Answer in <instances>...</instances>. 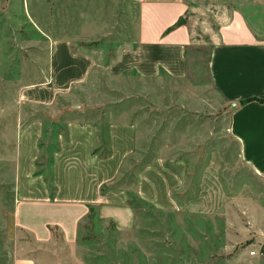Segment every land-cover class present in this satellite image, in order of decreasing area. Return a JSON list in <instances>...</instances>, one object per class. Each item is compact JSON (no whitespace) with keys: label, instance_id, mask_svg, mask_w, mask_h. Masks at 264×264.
<instances>
[{"label":"rangeland","instance_id":"374dc122","mask_svg":"<svg viewBox=\"0 0 264 264\" xmlns=\"http://www.w3.org/2000/svg\"><path fill=\"white\" fill-rule=\"evenodd\" d=\"M232 5L230 0L194 4L188 19L195 44L184 79H112L99 67L77 90L82 117L105 120L99 127L103 153L108 121L126 116L139 123L142 142L127 184H135L139 171L158 155L185 160L188 177L174 195L173 209L152 208L132 197L136 216L129 232L103 223L93 210L70 246L60 231L43 245L15 224L21 119L26 123L37 108L31 96L46 97L41 88L56 73L55 40L72 39L109 62L120 47L133 44L137 5L134 0H0V264L27 257L37 264H264V175L242 160L231 136V106L214 96L208 73L219 14ZM68 118L60 124L45 118L46 154L37 172L46 173L43 182L50 187L51 156Z\"/></svg>","mask_w":264,"mask_h":264},{"label":"crops","instance_id":"0c3cea01","mask_svg":"<svg viewBox=\"0 0 264 264\" xmlns=\"http://www.w3.org/2000/svg\"><path fill=\"white\" fill-rule=\"evenodd\" d=\"M134 1L138 18L133 44L120 47L109 62L69 38L52 43L56 73L41 88L46 97L31 96L42 112L36 108L26 123L21 119L14 221L39 244H50L54 232L60 231L66 244L75 245L79 225L91 210L103 223L129 232L136 216L132 197L152 208L170 210L175 207V193L187 180L185 160L158 155L139 171L135 184H127L126 178L136 172L142 142L139 123L126 116L108 121L107 153H103L99 127L105 120L84 119L81 114L85 108L79 106L77 90L99 67L112 79L188 75V53L195 44L188 17L194 4L204 0ZM230 2L231 9L225 7L226 13L219 14L209 79L214 96L231 106V136L239 143L242 160L264 175V0ZM180 21L183 24L174 28ZM65 115L69 116L65 131L57 136L51 156L50 187L43 182L46 173L37 172L46 154L45 118L60 124ZM14 264L37 263L27 257Z\"/></svg>","mask_w":264,"mask_h":264},{"label":"trees","instance_id":"16d2710c","mask_svg":"<svg viewBox=\"0 0 264 264\" xmlns=\"http://www.w3.org/2000/svg\"><path fill=\"white\" fill-rule=\"evenodd\" d=\"M183 24V21H180V22H178L177 24H176V26L174 27V28H176V27H178V26H180V25H182ZM173 28V29H174ZM91 212H93L92 210H91Z\"/></svg>","mask_w":264,"mask_h":264}]
</instances>
